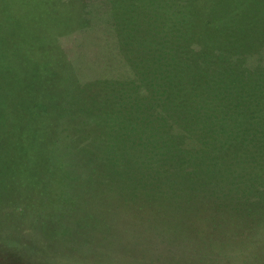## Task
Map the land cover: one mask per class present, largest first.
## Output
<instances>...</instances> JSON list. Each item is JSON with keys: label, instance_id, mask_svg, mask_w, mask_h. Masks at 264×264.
Instances as JSON below:
<instances>
[{"label": "rangeland", "instance_id": "obj_1", "mask_svg": "<svg viewBox=\"0 0 264 264\" xmlns=\"http://www.w3.org/2000/svg\"><path fill=\"white\" fill-rule=\"evenodd\" d=\"M62 1L52 0L56 17L66 19L68 13ZM87 1L94 11L86 28L72 33L66 41L77 60L78 73L90 72L92 79L127 78L118 86L128 84L124 87L126 93L138 94L147 109L161 104L175 108L186 105L176 103L163 92L159 101L154 99L155 86L151 85L171 58L168 45L166 50L157 45L158 32L173 39V30L194 28L190 22L197 12L193 8L198 6L207 12L215 9L212 13L219 23L233 27L244 22L246 8L245 0H184L181 8L173 6L180 0H71L76 8ZM160 1L161 7H157ZM251 3L264 15V0ZM132 10L142 11L152 34L147 40L152 55L144 69L149 71L148 76L134 73L113 38L114 21L123 20L121 15L131 14ZM230 13L229 23L223 16ZM261 26L264 27V16ZM245 35L237 34L234 38L244 39ZM225 39L231 46L237 44L233 37ZM252 48L257 54L263 53L259 52L258 43L251 46L244 40L239 47ZM159 50L168 54L162 58ZM251 64L258 69L254 74L261 76L264 62ZM134 75L136 78L130 81ZM236 77L229 73L228 82H221V87L225 85L223 90L205 87L203 103L200 94L193 95L189 100L193 108L194 104L205 107L200 119H183L175 111L162 112L171 119H147L143 114L140 119H68V131L86 132L101 145L80 148L82 156L87 157L73 159L76 166L67 168L71 180L63 183L50 180L46 170L39 167L29 171L30 179L42 176L36 187L22 180L19 167L6 166L0 157V264H242L236 243H228L233 240L230 237H242L241 245L251 239L264 243V223L251 218L245 221L243 216L249 214L238 211L240 215L236 217L244 224L234 231L236 224L230 222L228 208L216 210L226 206L225 196L215 202L203 199L209 192L231 189L235 183L253 182L255 175H264V168L253 163L262 159L264 164V81L254 78L255 83L241 85ZM3 89L0 79V154L8 127L31 125L36 120L6 119ZM160 91L157 83V92ZM14 99L26 106L35 103L25 98ZM44 101L48 104L42 109L52 113L63 111L61 108L71 103L61 98ZM195 113L190 111L191 118ZM111 138L112 145L107 150ZM58 150L67 152L70 148ZM179 152L191 157V161L198 155L205 162L215 159L216 154L220 159L224 155L222 167L203 172V165L207 164H187ZM258 155L260 158L252 159ZM232 158L236 162L228 165ZM89 164L93 166L83 168ZM216 216L228 223H219Z\"/></svg>", "mask_w": 264, "mask_h": 264}, {"label": "trees", "instance_id": "obj_2", "mask_svg": "<svg viewBox=\"0 0 264 264\" xmlns=\"http://www.w3.org/2000/svg\"><path fill=\"white\" fill-rule=\"evenodd\" d=\"M168 1L171 2V0ZM245 1L244 22L237 21L238 24L233 27L221 25L216 14L212 13L215 9L207 12L203 7L198 6V8H193L197 10L193 13L195 19L191 21L187 18L194 28L173 30L176 33H172L173 39L160 35L158 32L157 45L163 50L169 47V54L159 50L160 53L162 52L160 56L163 58L168 54L171 58L167 64L164 63L165 68L160 69L151 85L155 86L154 99L159 101L164 93L167 97L173 98L176 103L186 105H183V108H175L168 104H161L159 106L161 108L147 109L138 94L135 96L133 93H126L124 87L128 84L118 86L127 78L100 76V78L92 79L93 75L89 76L90 72H88L89 75L78 73L76 58L72 57L70 43L67 44L66 41H69L72 33L86 28L85 24L89 22L87 20L94 11V8H90L91 4L88 1L76 8L71 0L68 2L63 0L61 4L68 16L64 22H59L52 0H0V68L3 73L0 79L4 82L3 98L8 117L6 119H36L31 125L8 127L1 149L3 153L0 154L2 163L6 166L19 167L22 180L36 187L42 176L38 174L30 179L29 171L39 167L46 170L47 175L52 178L50 180L63 183L71 180L69 179L70 174H67V168L76 166L73 159H84L86 156H82L83 153L79 149L101 145L98 140L90 138L86 132L80 134L79 130L68 131L67 125L70 123L68 119H140L141 114L147 119H171L162 115V112L168 111L177 112L178 116L183 119H195L196 116L200 119L203 114L201 111L205 109L204 105L198 107L194 104V109L189 100L193 99L195 93H198L203 103L204 91H207L205 87L214 89V91L223 90L224 83L229 80L227 79L229 73H235L236 80H241V85L255 83L254 78L264 81V71L261 76L258 73L254 74L258 69L251 64L264 62V42H260L264 38V27L261 26L264 15L261 10L253 7L251 0ZM184 3V0H180L173 6L181 8ZM158 5L157 7H161V1ZM136 7L140 5L136 4ZM177 11L178 14H183ZM121 16L123 20L114 21L115 37H113L116 38L119 52L134 73H141L142 76L146 73L148 76L149 71L144 69L149 66V56L152 55L149 41H147L152 35L150 26L141 10L140 12L132 10L131 14ZM231 19V13L224 14L223 20L229 22ZM209 20L211 21L208 22ZM123 21L129 24L124 25ZM161 32V34H166L165 31ZM237 34L246 35L244 39L236 40L234 36ZM226 37H233V41L237 44L231 46L225 39ZM108 38L103 37L106 40ZM244 40L251 46L260 44L259 52L263 51V53L257 54L253 48L239 49ZM1 51L3 56H1ZM161 65L163 64H160L159 68L162 67ZM161 71L162 74L159 76ZM135 78L134 75L130 81ZM223 81L222 86H224L221 87ZM157 83L162 89L160 92H157ZM231 83L230 81V86ZM131 84L135 86L134 83ZM14 98L30 99L35 103L26 106L27 104L18 103ZM53 98L71 100V103L62 107L63 111L59 113L42 109L48 104L44 99ZM191 110L196 111L193 118L189 114ZM104 123L107 125V122ZM112 140V138L108 140L110 144L105 149L110 150ZM115 147L116 145L111 149ZM60 148H70V150L65 152L58 150ZM182 153L177 154L182 161H188L187 164L195 162L198 166L199 161L200 164H207L203 165L205 167L202 169L203 172L205 169L212 172L222 167L221 159L224 155H221L220 159L219 156L215 157L216 154L215 159L205 162L203 157L198 155L191 161L189 159L191 157ZM15 155L17 159L13 158ZM258 157L260 158V155L252 159ZM262 161L261 159L253 163L257 166L259 163L260 168H264ZM235 162L232 158L228 165ZM90 166L93 164L83 166V168ZM33 180L35 183L31 182ZM206 187L210 189L207 185ZM234 189L236 192L233 191ZM223 195L227 204L225 207H216V210L223 211L224 208H228L227 215L231 216L229 220L236 224L234 231L242 226L239 224H244L236 217L240 215L238 211L249 214L243 216L245 221L251 218L254 219L253 222L257 219L258 222L264 223V175H255L253 182L235 183L231 189L209 192L203 196V199L215 202L217 199L222 200ZM237 206L239 210H236ZM230 207H232L231 210ZM216 217L219 223L227 222L221 220V216ZM216 219H214V225L218 223ZM230 238L233 240H229L228 243H236L240 256L243 258L242 264H264V243L251 239L241 245L244 240L242 237ZM208 240H212L211 235Z\"/></svg>", "mask_w": 264, "mask_h": 264}, {"label": "crops", "instance_id": "obj_3", "mask_svg": "<svg viewBox=\"0 0 264 264\" xmlns=\"http://www.w3.org/2000/svg\"><path fill=\"white\" fill-rule=\"evenodd\" d=\"M65 19L59 18V22H64Z\"/></svg>", "mask_w": 264, "mask_h": 264}]
</instances>
